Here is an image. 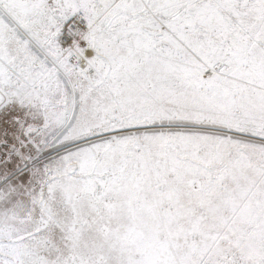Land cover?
<instances>
[{
  "label": "snow or ice",
  "instance_id": "obj_1",
  "mask_svg": "<svg viewBox=\"0 0 264 264\" xmlns=\"http://www.w3.org/2000/svg\"><path fill=\"white\" fill-rule=\"evenodd\" d=\"M0 264H264V0H0Z\"/></svg>",
  "mask_w": 264,
  "mask_h": 264
}]
</instances>
